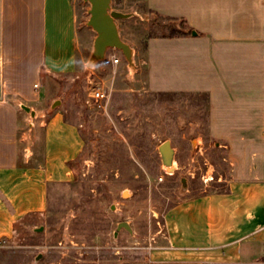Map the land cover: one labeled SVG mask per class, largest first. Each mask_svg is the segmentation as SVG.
Wrapping results in <instances>:
<instances>
[{"label": "crops", "instance_id": "crops-1", "mask_svg": "<svg viewBox=\"0 0 264 264\" xmlns=\"http://www.w3.org/2000/svg\"><path fill=\"white\" fill-rule=\"evenodd\" d=\"M122 1L185 22L180 36L148 40V82L207 94L209 134L230 166L224 191L167 211L151 262L264 264V0ZM80 36L74 0H0V246L46 212L83 151L79 126L48 109L49 81L80 72Z\"/></svg>", "mask_w": 264, "mask_h": 264}, {"label": "rangeland", "instance_id": "rangeland-1", "mask_svg": "<svg viewBox=\"0 0 264 264\" xmlns=\"http://www.w3.org/2000/svg\"><path fill=\"white\" fill-rule=\"evenodd\" d=\"M74 2L80 72L49 81L48 109L66 111L79 126L84 148L71 180L49 188L46 212L19 223L0 246V264H155L152 256L165 245L167 211L187 198L225 190L226 150L210 137L207 94L174 93L167 86L158 92L149 85L147 42L183 31L179 21L150 14L141 3L112 0L111 11L131 15L116 24L133 50V66L110 49L92 67L96 35L86 26L90 6ZM96 88L107 96L101 109L87 103ZM165 141L174 149L172 172L158 153ZM121 222L132 234L121 230L114 237Z\"/></svg>", "mask_w": 264, "mask_h": 264}, {"label": "water", "instance_id": "water-1", "mask_svg": "<svg viewBox=\"0 0 264 264\" xmlns=\"http://www.w3.org/2000/svg\"><path fill=\"white\" fill-rule=\"evenodd\" d=\"M83 1L90 6L88 10L89 18L86 22V26L89 27L96 35L93 40L92 52L88 61L89 65L93 67L96 63L103 61L105 59L106 52L110 49H114L121 52L127 64L132 67L133 50L128 44L122 41L116 24L117 20L127 19L131 15L111 11L112 0ZM58 103V101L54 102L51 106V110L55 108ZM22 109L29 112V109L26 107H22ZM158 153L160 154L162 165L167 169V171L172 172L174 170V149L171 147L170 141L163 142L158 147ZM183 181L184 180H182V182ZM124 194L123 196H125ZM40 230L42 229H36V231ZM121 230H125L129 234H132L130 225L127 222H121L116 226L114 237ZM39 259L40 256L36 258V261Z\"/></svg>", "mask_w": 264, "mask_h": 264}, {"label": "built area", "instance_id": "built-area-1", "mask_svg": "<svg viewBox=\"0 0 264 264\" xmlns=\"http://www.w3.org/2000/svg\"><path fill=\"white\" fill-rule=\"evenodd\" d=\"M106 99H107V96L105 92L101 90L100 88H96L90 91L89 100L87 103L91 107L101 109Z\"/></svg>", "mask_w": 264, "mask_h": 264}, {"label": "trees", "instance_id": "trees-1", "mask_svg": "<svg viewBox=\"0 0 264 264\" xmlns=\"http://www.w3.org/2000/svg\"><path fill=\"white\" fill-rule=\"evenodd\" d=\"M149 13H150V14H153V15H155V16H158L159 18H161V19H163V20L174 22V19L161 17V16L157 15L156 13H154V12H152V11H149ZM180 25H181V27H182L183 29L185 28L184 30H186L185 22H184V21H180ZM184 30L181 31V32H176V31H174V30H171V33H170L168 36H166V38H173V37H176V36H180V35L184 34Z\"/></svg>", "mask_w": 264, "mask_h": 264}, {"label": "bare ground", "instance_id": "bare-ground-1", "mask_svg": "<svg viewBox=\"0 0 264 264\" xmlns=\"http://www.w3.org/2000/svg\"><path fill=\"white\" fill-rule=\"evenodd\" d=\"M125 196L127 195V193L124 194Z\"/></svg>", "mask_w": 264, "mask_h": 264}]
</instances>
